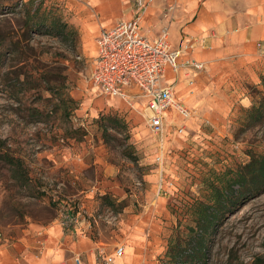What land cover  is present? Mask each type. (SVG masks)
<instances>
[{"label":"rangeland","instance_id":"1","mask_svg":"<svg viewBox=\"0 0 264 264\" xmlns=\"http://www.w3.org/2000/svg\"><path fill=\"white\" fill-rule=\"evenodd\" d=\"M130 1L0 0V264H104L116 246V264H264V181L235 182L264 157V0H156L143 29L179 22L203 66L160 133L144 99L90 79Z\"/></svg>","mask_w":264,"mask_h":264},{"label":"built area","instance_id":"2","mask_svg":"<svg viewBox=\"0 0 264 264\" xmlns=\"http://www.w3.org/2000/svg\"><path fill=\"white\" fill-rule=\"evenodd\" d=\"M149 0H133V16L117 21L111 28L101 27L96 37V55L93 59L90 79L98 91L106 96L119 97L133 105L134 99L145 100L144 111L148 127L160 133L167 125L166 110H175L187 116L188 110L174 96V86L163 83L167 66L177 71V59L185 48H172L167 29L149 40L141 32L140 23ZM184 66L200 70V62L187 61ZM132 88H137L134 93ZM76 218L64 215L62 224L67 226ZM123 247L116 246L104 253V264H113L123 256ZM77 264H82L77 258Z\"/></svg>","mask_w":264,"mask_h":264},{"label":"crops","instance_id":"3","mask_svg":"<svg viewBox=\"0 0 264 264\" xmlns=\"http://www.w3.org/2000/svg\"><path fill=\"white\" fill-rule=\"evenodd\" d=\"M95 1L97 0H92V2L94 3ZM106 3H109V7L115 5V3L112 2V0H105ZM111 4V5H110ZM117 5V9L121 11V18L116 19L115 22H111L109 20V17L108 16H105V19L104 21L102 22V27H105V28H111L113 27L117 21H120V20H128L130 19L132 16H133V0L130 1L129 3V9L127 11V13L120 9L119 8V5ZM158 5V1L154 0V2L152 3V6H150V8L145 12V14L143 15L142 17V20H141V23H140V28H141V32L145 35V37L149 40H152L153 38L157 37L161 31H159V27H155L154 30L155 33L153 32H150V31H147L148 28L146 30L143 29V24L147 25V26H151L150 24L152 25H157L159 23V21H161L158 16H156V7ZM108 7V6H107ZM161 23H163V21H161ZM179 22L177 21H172L170 24H169V28L167 30L168 32V40L171 44V47L176 49V48H182L181 46V36H180V29H179ZM206 26V22H197L196 23V27L197 28H204ZM174 32L175 36H176V41L175 43L172 42L171 40V33ZM96 50H97V47H96ZM95 55H96V51H95ZM202 57V55L199 53V52H195L193 53V55H190L188 54L186 51H183V53L180 55V57L177 59V62L178 64L180 65L179 69L175 72L173 71L172 67L171 66H167L166 67V71L164 73V76H163V83H169V84H172L174 86V96L176 98V95H177V91L176 89L181 86L182 84L185 85V87L188 86V84L190 85L192 80L203 70V67L200 69V70H195L191 67H186L184 66V64L187 62V61H195V62H202L199 58ZM132 91L134 93H138L139 90L137 88H132ZM139 99V98H138ZM142 99V98H140ZM177 100H181L182 101V98L178 99V96H177ZM171 110V109H169ZM166 121H167V114H166ZM121 258H116L113 262V264H116V261L117 260H120ZM121 261V260H120Z\"/></svg>","mask_w":264,"mask_h":264},{"label":"trees","instance_id":"4","mask_svg":"<svg viewBox=\"0 0 264 264\" xmlns=\"http://www.w3.org/2000/svg\"><path fill=\"white\" fill-rule=\"evenodd\" d=\"M9 163L14 164L15 161L12 159H7ZM255 163H257V167H255ZM247 174H250L251 180H256L259 182L264 181V157L259 159H251L243 168L241 171H239L235 176V182L239 183V186L242 188L244 186V181L246 180ZM227 189L223 188V191H221V199L218 201L220 206L223 207L227 205ZM244 190H240L238 193L239 196H242L244 194ZM218 208H216L214 211H212L211 215L206 216V222L207 226L211 223H213L214 218L216 217L214 214L218 212ZM214 212V214H213Z\"/></svg>","mask_w":264,"mask_h":264},{"label":"bare ground","instance_id":"5","mask_svg":"<svg viewBox=\"0 0 264 264\" xmlns=\"http://www.w3.org/2000/svg\"><path fill=\"white\" fill-rule=\"evenodd\" d=\"M178 101H181V100H178Z\"/></svg>","mask_w":264,"mask_h":264}]
</instances>
